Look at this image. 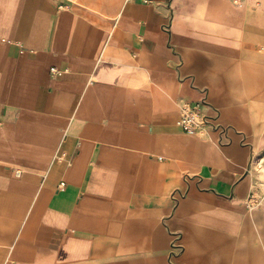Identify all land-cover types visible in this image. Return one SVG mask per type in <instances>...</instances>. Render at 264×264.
Listing matches in <instances>:
<instances>
[{
	"label": "crops",
	"instance_id": "obj_1",
	"mask_svg": "<svg viewBox=\"0 0 264 264\" xmlns=\"http://www.w3.org/2000/svg\"><path fill=\"white\" fill-rule=\"evenodd\" d=\"M0 264H264V0H0Z\"/></svg>",
	"mask_w": 264,
	"mask_h": 264
},
{
	"label": "built area",
	"instance_id": "obj_2",
	"mask_svg": "<svg viewBox=\"0 0 264 264\" xmlns=\"http://www.w3.org/2000/svg\"><path fill=\"white\" fill-rule=\"evenodd\" d=\"M52 72L58 73L56 68L51 69ZM178 123L186 132H200L205 127V112L201 101L185 100L179 107Z\"/></svg>",
	"mask_w": 264,
	"mask_h": 264
}]
</instances>
